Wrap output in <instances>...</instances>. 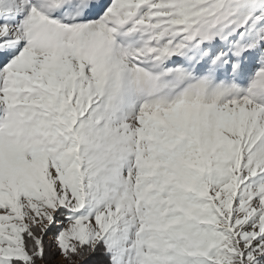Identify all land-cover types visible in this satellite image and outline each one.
I'll return each instance as SVG.
<instances>
[{
    "label": "snow or ice",
    "instance_id": "1",
    "mask_svg": "<svg viewBox=\"0 0 264 264\" xmlns=\"http://www.w3.org/2000/svg\"><path fill=\"white\" fill-rule=\"evenodd\" d=\"M0 264H264V0H0Z\"/></svg>",
    "mask_w": 264,
    "mask_h": 264
},
{
    "label": "rangeland",
    "instance_id": "2",
    "mask_svg": "<svg viewBox=\"0 0 264 264\" xmlns=\"http://www.w3.org/2000/svg\"><path fill=\"white\" fill-rule=\"evenodd\" d=\"M56 259H57V260H62V258H61V257H59V256H57V257H56Z\"/></svg>",
    "mask_w": 264,
    "mask_h": 264
}]
</instances>
